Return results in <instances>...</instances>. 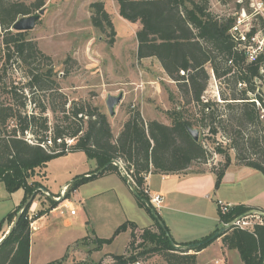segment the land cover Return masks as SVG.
<instances>
[{
    "label": "trees",
    "instance_id": "obj_1",
    "mask_svg": "<svg viewBox=\"0 0 264 264\" xmlns=\"http://www.w3.org/2000/svg\"><path fill=\"white\" fill-rule=\"evenodd\" d=\"M115 1L120 17L139 25L135 31L137 58L155 59L167 77L175 82L181 99L179 106L170 114V124L146 121L135 109L130 111L116 136L107 114L99 107L86 101H71L68 104L66 94L60 91L53 79L51 67L43 62L49 61V58L34 41L26 38V31L10 29L19 17L43 7L44 1L34 0L26 4L18 0H0L2 70L4 73L18 62L24 68L26 79L20 87L0 84V97H5L0 99V182L9 193L19 189L24 192L19 206L0 220V264H29L30 225L56 207L57 202L46 196L49 206L30 216V206L35 196L42 192L38 190L31 203L25 207L23 204L35 188L41 187L47 192L33 177L49 160L66 153V139H73L68 152L82 151L95 160L96 168L70 182L63 200L70 199L80 185L104 175L116 173L126 181L116 164L119 162L134 181L132 187L136 192L137 205L154 220L156 230L152 227L139 229L133 221L126 220L114 229L111 237L93 238L96 249H99L119 233L129 230L131 240L127 252L112 254L111 264H136L151 254L161 256L166 264H196L197 253L216 239H210L212 234L186 243H176L171 238L176 244L187 246L185 249L174 248L165 230L154 218L153 213L157 214V211L143 190L144 177L149 173L185 172L194 162H204L207 149L202 136L211 137L214 141L217 135H224L235 150L238 162L264 176V135L259 133L260 109L264 102L255 90L256 81L262 76L260 69L264 66V53L253 61H247L244 51L236 47L229 32L234 18L214 14L210 10L209 0ZM90 9L92 25L106 32L107 41L112 44L115 31L104 3L91 2ZM258 19L264 31V18ZM256 31L257 28L252 27L250 34ZM207 68L217 79H222L229 89L228 94L219 91V97L225 103L224 110L228 111L227 118H222L217 101L202 99L210 78ZM239 84L240 88L237 86ZM23 90L32 94V103L38 112L25 110L27 97ZM35 92H42L46 103L36 100ZM249 94H253V97ZM256 101H259V106ZM189 104L199 107L200 116L187 113L185 106ZM46 111H50L53 117L60 114V118L55 116V122L50 125ZM10 122L14 124L7 129ZM188 127L199 131L197 141L187 132ZM27 134L33 138L27 139ZM48 140L50 146H40V143ZM218 145L217 151L225 153ZM245 152L248 157H245ZM229 164L230 157L225 153L222 167L211 169L215 175V189L220 186ZM251 208L232 205L228 212L221 213L217 206L223 224L231 223ZM21 209L17 223L10 229ZM138 230L140 233L136 235ZM135 237L139 239L136 244ZM220 237L225 248L237 250L243 264L263 263L264 223L254 224L252 230L231 225ZM65 258L66 254L47 264H61Z\"/></svg>",
    "mask_w": 264,
    "mask_h": 264
},
{
    "label": "rangeland",
    "instance_id": "obj_2",
    "mask_svg": "<svg viewBox=\"0 0 264 264\" xmlns=\"http://www.w3.org/2000/svg\"><path fill=\"white\" fill-rule=\"evenodd\" d=\"M18 1L30 4L34 0ZM43 1L45 3L44 14L41 15L33 29L26 31V38L34 41L37 48L49 58V61L43 62L51 67L53 79L60 87V91L66 94L68 104L71 101H86L99 107L107 114L114 136L120 131L130 111L135 109L140 111L146 121L157 120L170 124L171 112L181 103L175 82L167 77L155 59L137 58L135 31L139 25L120 17L116 1L104 0L103 2L115 31L112 44L107 41L108 34L93 26L90 20V3L98 0ZM262 1L264 2V0ZM238 4H240L239 8ZM246 4L248 6V0H209L210 10L219 16H232L241 8L247 10L249 7H245ZM251 26L257 28V31L260 32L258 35L264 34L259 19H254ZM2 33L0 27V75L2 76L0 84H13L20 87L26 79L24 68L18 62L13 63L11 68H7L3 73ZM263 38L258 37L259 40ZM207 70L210 78L202 99L217 101L222 118H227L228 111L224 110L225 103L220 99L219 91L228 94L229 89L222 79H217L211 75L210 69L207 68ZM237 86L240 88L239 85ZM255 90L261 95L264 102V72L261 79L256 82ZM23 92L27 97L25 110L38 112L32 103V94L28 90H23ZM119 92L123 93V98L115 107V114L109 116L105 105L106 95H117ZM249 95L253 97V94ZM3 98L5 97H0L1 100ZM34 98L44 103L47 101L46 98H43L42 92H35ZM256 104L258 105L259 101ZM198 109L199 107L193 104L185 106L187 113L195 116H200ZM45 115L50 125L55 122V116L60 118V114L53 117L50 111H46ZM260 122L259 133L264 135V106L260 109ZM13 124L14 122H10L7 129H10ZM38 134L40 135V133ZM25 137L33 138L30 134ZM202 140L207 149L206 160L194 162L188 169L190 173L222 167L225 163V153L229 155L230 163L233 161L241 164L236 158L235 150L231 148L229 140L224 135H217L214 141L205 135L202 136ZM217 145L225 153L217 151ZM245 157H248L246 152ZM95 165V160L88 158L82 151L66 152L49 160L33 177V180H38L46 187L47 191L59 194V186L62 183L65 181L70 183L75 178L83 176V173L93 172ZM112 178L101 179L98 184L101 188H109L111 184L117 183ZM30 181L31 179L28 180V182ZM91 186L93 184L86 185L82 189L84 192L82 196L85 200L87 198L84 205L70 199L72 208L79 209L78 215L71 218V227H65L60 219L48 227L43 228L40 223L37 225L31 236L32 257L29 264H39L46 258L53 259L61 245L71 238L74 241L77 240L73 245L77 250L73 254L67 252L66 259L62 261L63 264H111L112 254L127 252L128 243L131 240L129 230L119 233L110 243L103 244L99 249H96L97 245L93 238L111 237L114 229L124 222L126 217L138 219L137 221L142 224L144 220L150 219L143 209L134 207L129 210L120 207L116 198L107 190H102L97 196H92ZM122 188L128 192L127 187ZM22 192V189H19L15 191L14 196L17 198ZM46 196L51 198L49 193L44 195L43 192H39L35 196L33 202H36L38 207L31 210L30 206V216L46 208V205L49 206ZM212 202L214 204V198ZM84 207L90 213V218L85 217ZM64 213L67 214L63 216L64 218H70L69 208H66ZM138 216H141V220ZM139 233L140 230L136 231V235ZM138 241L139 239L135 237V244ZM234 252V254H238L236 250ZM138 264H166V262L161 256L151 254L140 259Z\"/></svg>",
    "mask_w": 264,
    "mask_h": 264
},
{
    "label": "crops",
    "instance_id": "obj_3",
    "mask_svg": "<svg viewBox=\"0 0 264 264\" xmlns=\"http://www.w3.org/2000/svg\"><path fill=\"white\" fill-rule=\"evenodd\" d=\"M98 1L104 2V0ZM119 169L121 172L120 166ZM87 173L88 172L83 174L85 175ZM121 174L123 175L122 172ZM108 177H113L112 179H115L117 183L111 184L109 188H101L98 181ZM214 181L215 175L211 170L196 173L185 171L169 174L153 172L146 176L145 186L149 192L162 196L160 207L157 208L158 211L156 210L157 215L160 217L171 238H173L176 243L198 240L217 231V229L223 225L219 219L217 210V201L219 200L230 205H245L264 210V176L259 171L231 161L217 189L214 188ZM68 184L69 182L67 181L62 183L59 186V193ZM92 184V196H97L100 191L107 190L116 198L117 204L120 207L129 210H132L134 207L143 209L137 205L135 195L130 188L131 185L127 180L123 181L116 173L104 175L80 185L77 190L71 194L70 199L76 200L78 203L84 205L87 198L85 200L82 196V194H84L82 189L86 185ZM122 187H127L128 192ZM14 193L15 192L9 193L4 184L0 182V220L21 203L24 192L17 196V198L14 196ZM46 193H49L51 196L58 195L50 191L45 192L44 195H46ZM213 198L214 204L212 202ZM70 199H66L61 203V206H63V208H61L62 213H60L59 209H55V207L31 223L30 261L32 257L31 236L39 223L41 227L44 228L53 223H57V219H60L65 227H71V218H75L78 215L79 209H76L74 215L71 216L69 214L70 218L63 217L67 215L64 213L65 209L72 208ZM47 206L48 205L45 207ZM37 207V203L33 202L31 210ZM84 211L85 217L91 216L85 207ZM146 214L150 220H144L143 224L137 221L138 219L131 217H126V220L133 221L138 228L152 227L153 230H156L154 220L147 212ZM138 218L141 220V216H138ZM76 242L77 240L74 241L72 238L65 241L53 259H43L39 264H47L51 261L59 260L64 254L67 255V252L73 254L77 250V248L73 247ZM234 250L235 249L225 248L221 242V237H218L210 245L197 253L196 264H243L239 254H237L238 256L234 254Z\"/></svg>",
    "mask_w": 264,
    "mask_h": 264
},
{
    "label": "built area",
    "instance_id": "obj_4",
    "mask_svg": "<svg viewBox=\"0 0 264 264\" xmlns=\"http://www.w3.org/2000/svg\"><path fill=\"white\" fill-rule=\"evenodd\" d=\"M247 7H249L248 10L241 8L238 12L232 15V17L234 18V22L231 28L229 29V32H230V35L233 41L236 43V47L239 50L244 51L246 60L253 61L257 58L259 54L264 53L263 52L264 38L262 40L258 39V37H264V34L258 35L260 33L259 31H256L253 34H250V31L252 28L251 24L253 20L258 19V17L264 18V2L262 0H248ZM263 72H264V69L263 68L260 69L261 75ZM211 75L213 76L212 72H211ZM256 103H258V101H256ZM72 143H73V139L66 140V148L64 150L65 152L69 151L68 147ZM50 145H51V142L49 140L46 142L40 143V146L43 148H46V146H50ZM117 164H119L121 168V172L126 177L127 182L131 186H133L134 181L132 177L130 176V174L123 169L121 163L118 162ZM146 176L144 178H146ZM67 187L68 185L60 191L59 196H51V198L57 202L56 208L55 207L54 208L59 209L60 213H62L61 208H63V206H61V203L64 200H66V199L63 200V196H64V193ZM143 190H144V193L148 196L151 204L155 207V209L159 208L162 202V196L160 194H151L145 185L143 187ZM217 206L221 213H226L228 212V210L231 208L232 205L224 203L219 200L217 201ZM75 213H76V210H74L73 208L69 209V214L71 216L74 215ZM231 223L232 225H235L236 227L240 229L252 230L254 224L264 223V210H261L259 208H251L247 210L246 212H244L243 214H241L240 216L236 217ZM136 264H138V262Z\"/></svg>",
    "mask_w": 264,
    "mask_h": 264
},
{
    "label": "water",
    "instance_id": "obj_5",
    "mask_svg": "<svg viewBox=\"0 0 264 264\" xmlns=\"http://www.w3.org/2000/svg\"><path fill=\"white\" fill-rule=\"evenodd\" d=\"M45 11V7H41L39 10H37L35 13L29 14V15H25V16H21L18 19H16L10 29L13 31H28L34 28L35 24L37 23V21L40 19L41 15L44 14ZM123 98V93L119 92L117 95H111V94H107L106 98H105V105L107 108V112L109 116H113L115 114V107L121 102ZM187 132L189 133V135L192 137L193 140L197 141L199 139V131L195 128H187ZM117 164V163H116ZM132 192L134 193V195H136V192L134 190V188L132 186H130ZM40 190L42 192H46L44 188L41 187H37L33 190V192L31 193V195L29 196V198L25 201V203L23 204V207H25L27 204L31 203L34 195L36 194V192ZM52 199V198H51ZM60 200V199H58ZM145 201V204L149 205V203ZM22 209L20 210V212L16 215L10 229L17 223L19 217H20V213H21ZM154 218L158 221V223L160 224V226L165 230V234L167 236V238L171 241V244L174 248L177 249H185L187 248V246H181L176 244L172 239L171 236L169 234V232L165 229V225L163 224L162 220L159 218V216L155 213H153ZM232 225V223H225L223 224L220 228H218L217 231H215L211 236L210 239H215L220 237V235L227 230L228 228H230ZM264 264V261L263 263Z\"/></svg>",
    "mask_w": 264,
    "mask_h": 264
}]
</instances>
